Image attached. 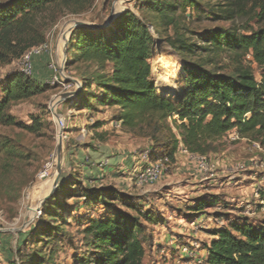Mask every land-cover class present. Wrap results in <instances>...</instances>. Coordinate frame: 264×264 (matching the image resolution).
<instances>
[{
	"label": "trees",
	"instance_id": "obj_1",
	"mask_svg": "<svg viewBox=\"0 0 264 264\" xmlns=\"http://www.w3.org/2000/svg\"><path fill=\"white\" fill-rule=\"evenodd\" d=\"M204 1L135 0L138 16L127 10L105 28L78 26L67 43L68 61L84 66V71L79 73L82 87L74 97L77 110L91 113L115 109L112 120L119 129L146 139L147 161L160 160L165 173L175 164L179 148L207 158L218 154L227 141L230 142L231 134L250 145L257 143L264 151V26L252 30L246 23L243 33L233 28L190 32L187 23L192 13L202 9ZM219 1L223 3L216 6L218 10L209 6L208 11L202 9V13L225 22L251 13L250 22H264V0L256 1L248 10V0ZM94 2L8 0L0 4V64L18 61L26 51L45 43L33 37L38 16L52 8L80 15ZM149 28L161 36L183 62L184 90L177 102L159 94L151 79L149 61L153 37ZM167 31L171 34L167 35ZM248 56L261 68L260 81L245 62ZM49 86L48 81L39 83L20 71L6 75L1 84L0 125L33 135L47 128L37 118H32L31 125L26 126L5 112L14 103L44 93ZM103 126V122H94L93 130ZM3 148L9 161L21 159V154L14 155L15 150L5 145ZM95 163L96 166L84 168L92 174L100 172L99 162ZM68 183L69 177H60L55 196L43 204L44 216L60 217L63 206L59 205L57 196L66 191ZM11 185L5 190L9 191ZM96 189L98 191L83 196L84 207L88 208L91 202L100 203L107 206L110 216L93 218L80 231L84 253L75 257L73 264H142L144 243L151 242V235H146L142 223L157 224V214L136 197H132L131 202L120 200L127 211L122 212L112 206L121 197L119 192L112 188ZM217 201L211 196L198 198L189 211L201 213L219 206ZM62 221L63 218H59L57 222ZM57 222L51 220L21 236L16 257L8 264H48L44 263L43 254L23 245L27 239L35 238L57 243V239H52L53 234L64 232L63 226H53ZM210 235L213 238L202 248L203 264H264V223L256 227L244 219L236 220L213 230Z\"/></svg>",
	"mask_w": 264,
	"mask_h": 264
},
{
	"label": "rangeland",
	"instance_id": "obj_2",
	"mask_svg": "<svg viewBox=\"0 0 264 264\" xmlns=\"http://www.w3.org/2000/svg\"><path fill=\"white\" fill-rule=\"evenodd\" d=\"M6 1L8 0H0V4ZM248 1L247 10L258 0ZM222 3L219 0H205L201 8L208 11L209 6H214L215 11L216 6ZM113 7L118 15L129 10L138 16L135 0H95L93 6L80 15H69L52 8L36 18L37 30L33 37L47 43L49 52L34 60L33 79L39 83L48 81L50 86L34 98L10 105L5 113L26 126L31 125L32 118H37L49 129L43 128L39 134L33 135L16 127L0 125V264H8L10 260L15 259L18 244L23 239L21 236L28 234L33 228L38 229L49 224L51 220L57 222L59 218H63V221L53 223V226H63L64 232L62 235L57 232L53 234L52 239H57V243L53 242L54 240L45 243L35 238L33 241L27 239L23 246L34 248L36 252L43 254L44 263L73 264L74 258L84 253L80 231L89 220L110 216L107 206L103 207L100 203L91 202L88 208L84 207L83 196L93 190L98 191L96 188H112L119 192L121 197L112 206L119 207L122 212L127 211L122 207L120 200L131 202L132 197L140 196L141 204L157 214V224L142 223L146 235H151V246L150 243H144L145 256L142 264H203L202 248L213 232L211 225L222 224L223 227L236 220L241 222L242 219L250 221L249 223L256 227L264 223V155L255 151L249 143L227 142L218 154L209 155L207 159L216 168L226 166L239 169L240 166L242 170H238L237 174H245L244 172L250 170L249 161L255 158V190L252 195L251 191L246 190L247 187L242 186L238 190L234 187L227 191L224 186L212 182V178L199 184L197 192L193 193L194 187L187 185L193 173L198 171L191 160L190 165L172 166L164 172L161 179L151 186L154 191L148 193L147 197L139 193L145 187L135 184L138 171L147 163L142 160L143 154L148 150L146 139L134 137L116 128L110 113L104 117L106 120L103 122V128L94 131L93 123L101 122L99 111H78L75 98L58 104L54 109L56 117L53 116L51 109L62 95L76 92L79 86L82 87L79 73L84 71V66L70 63L66 53V45L75 29V23L103 25ZM202 9L192 13L187 23L190 32L233 28L243 33L242 28H245L246 23H249L248 26L252 30L264 26V22H250L253 17L251 13L225 22L216 20L204 11L202 13ZM158 30L165 34L164 30ZM150 33L153 37L152 56L149 61L151 79L159 94L177 102L184 90L183 62L161 36L151 29ZM170 34L171 32L167 31V35ZM245 62L252 69L255 79L260 81L261 68L252 62L250 56L246 57ZM16 71H19L17 60L0 64V100L1 84L5 76ZM56 76L65 82L66 89L59 84H52ZM56 118L65 120L63 129L57 126ZM90 118L93 119L92 122L89 121ZM59 131L62 132L60 177H69V183L66 191L61 190L65 192L57 196L59 205L63 206L60 217L49 218L43 215L42 207L48 199L55 196L58 189L57 187L53 192ZM4 145L8 146L9 150H15L14 155L21 154V159L9 161ZM227 146L230 149L224 156L222 152ZM100 147L107 149L106 156L109 161L118 165L112 168L106 162V157L98 164L100 172L92 174L88 170L84 171V167L96 166L97 160L93 158L92 152H99ZM77 150H80L81 155H77ZM43 173L45 175L41 177ZM10 184L11 189L6 191L5 188ZM204 196L217 199L220 205L201 213H191L189 207Z\"/></svg>",
	"mask_w": 264,
	"mask_h": 264
},
{
	"label": "crops",
	"instance_id": "obj_3",
	"mask_svg": "<svg viewBox=\"0 0 264 264\" xmlns=\"http://www.w3.org/2000/svg\"><path fill=\"white\" fill-rule=\"evenodd\" d=\"M111 114V115H115L116 111L115 109H105L103 111H100V121L104 122L106 120V118H104L106 116V114ZM102 119V120H101ZM103 128V127H102ZM235 134H231L229 136V141L230 142H246L244 140H236V141H231L230 138L232 136H234ZM228 142V141H227ZM230 147L227 146V148L225 149V151L222 152V155L226 156L225 153L229 151ZM241 150V149H240ZM88 151V150H87ZM99 152H92L93 158L97 160V162H101L104 158H106L108 155V150L105 148H101L98 150ZM240 152V151H239ZM243 152V151H242ZM77 155H81L80 154V150H77ZM113 158H118V157H113ZM112 159V158H111ZM110 159H108L107 157V163L112 167L118 165V163L115 162H110ZM227 157H226V161H227ZM192 164V161L190 159V156L187 152H185V150H183L182 148H179L177 154H176V162L173 166H179V165H190ZM127 165H129L127 163ZM257 164L255 163V158H252L249 161V169L248 171L244 172L245 174H237V171L242 170V169H238V168H227L226 166H221V168H216L214 169V172L212 175L210 176H205L202 175L200 173H197L195 171V174L193 173L192 175V179L189 180L188 182V187H194L195 190H193V193L197 192V187H199L198 185L206 182V181H210L211 178L214 180H211L212 182L215 181V184H220L221 186H224V188L227 191L232 190L234 187H237L236 190H238L240 188V186L247 187L246 190L247 191H251V195L254 193L255 190V166ZM112 167V168H113ZM83 170L85 171L86 168H83ZM264 179V178H262ZM152 187L151 186H147L145 187L144 190H140L139 193L143 194V195H147V197H149L150 192L154 191L151 190ZM184 190V189H183ZM182 191V190H181ZM180 191V192H181ZM138 198H140V196H136ZM248 202V201H246ZM216 222V220H214ZM250 222V221H249ZM213 230L218 229L220 227H222V224H220V226H210ZM213 238V236L209 235V240H211ZM202 257L203 259L205 258V252L202 250Z\"/></svg>",
	"mask_w": 264,
	"mask_h": 264
},
{
	"label": "built area",
	"instance_id": "obj_4",
	"mask_svg": "<svg viewBox=\"0 0 264 264\" xmlns=\"http://www.w3.org/2000/svg\"><path fill=\"white\" fill-rule=\"evenodd\" d=\"M48 52H49V46L47 43H43L40 46L29 49L18 60L19 71L26 77H32L34 60L44 54H48ZM59 79L60 78H58L57 76L54 77L52 80V84L55 83L59 84L63 89H66V86L64 85L65 82L61 79L59 81ZM71 93L67 92L66 94H71ZM89 121L92 122L91 119H89ZM55 122L60 129H63V127H65L64 119L56 118ZM115 127L119 128L117 124H115ZM230 140L231 141L238 140L237 135L232 136ZM251 146L255 151H258L264 155V151L257 143H252ZM148 155H149V150H147L142 156V160L146 161L147 163L137 173L135 184L138 187H147L156 184L161 179L163 173L166 170L164 164L160 160L156 162L147 161ZM189 156L190 159L195 163L198 173L205 176H210L213 174L215 165L209 162V160L206 157L199 155H192V154H189ZM262 166L264 167V161L262 162ZM240 168L242 169V167L239 166V169ZM44 175L45 173H43L41 177H44Z\"/></svg>",
	"mask_w": 264,
	"mask_h": 264
},
{
	"label": "water",
	"instance_id": "obj_5",
	"mask_svg": "<svg viewBox=\"0 0 264 264\" xmlns=\"http://www.w3.org/2000/svg\"><path fill=\"white\" fill-rule=\"evenodd\" d=\"M117 1V0H116ZM117 13H115V10H114V7L111 9V12L106 20V22L103 24V25H94V24H88V23H80V22H76L75 23V28L78 27V26H83V27H91V28H105L107 27L108 25H110L112 23V21L116 18V15ZM81 90V86H79V88L77 89L76 92H73L71 94H64L62 95V98L59 100V102L54 105L51 109V112L53 114L54 117H56V114L54 113V109L55 107L60 104L61 102L65 101V100H69V99H72L74 98L78 92ZM62 132L59 131L58 134H57V147H56V152H57V164H56V177H55V180H54V183H53V192L56 190V188L58 187V183H59V178H60V175H61V160H60V157L58 154H60V142H59V138L61 136ZM52 193V192H51ZM47 197L44 199L46 200Z\"/></svg>",
	"mask_w": 264,
	"mask_h": 264
},
{
	"label": "bare ground",
	"instance_id": "obj_6",
	"mask_svg": "<svg viewBox=\"0 0 264 264\" xmlns=\"http://www.w3.org/2000/svg\"><path fill=\"white\" fill-rule=\"evenodd\" d=\"M61 141H62V138H59V142H60V154H58L59 155V157H60V160H61V158H62V155H61ZM56 154H57V152H56ZM32 210H34V209H32ZM35 213H36V210H35ZM33 214V213H32Z\"/></svg>",
	"mask_w": 264,
	"mask_h": 264
}]
</instances>
